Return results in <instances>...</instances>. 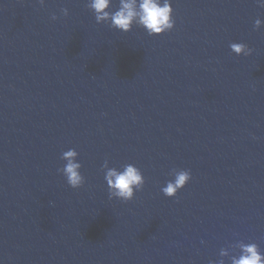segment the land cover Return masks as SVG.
Returning <instances> with one entry per match:
<instances>
[{"label":"water","instance_id":"1","mask_svg":"<svg viewBox=\"0 0 264 264\" xmlns=\"http://www.w3.org/2000/svg\"><path fill=\"white\" fill-rule=\"evenodd\" d=\"M171 3L175 27L149 35L97 23L88 0H0V264H232L241 243L264 253V7ZM70 149L78 189L59 171ZM105 160L142 171L133 200L109 198ZM174 169L192 179L168 197Z\"/></svg>","mask_w":264,"mask_h":264},{"label":"clouds","instance_id":"2","mask_svg":"<svg viewBox=\"0 0 264 264\" xmlns=\"http://www.w3.org/2000/svg\"><path fill=\"white\" fill-rule=\"evenodd\" d=\"M260 7H264V0H256ZM41 5L46 0H39ZM113 0H88L87 7L93 11L97 23H107L112 28L123 32H129L134 25H139L146 29L149 35L163 34L171 31L175 27L173 18L174 9L171 0H119V8L112 11ZM61 12L64 16L69 15V9L63 8ZM59 17L53 14L51 19L57 20ZM264 26V21L257 18L255 28L257 30ZM231 50L237 55L250 56L253 49L244 43H231ZM79 153L75 149H70L62 154V159L66 161L60 172L66 177L67 183L73 189L81 188L85 184V177L81 173L82 164L78 162ZM103 168L109 198H118L123 201H131L135 198L136 192L142 191L145 185V177L142 171L133 164L123 166V170L109 167V162L105 160ZM174 180L167 182L162 188V192L168 197H175L192 179L190 170H173L171 173ZM241 254L239 258H233L232 264H264V253L255 243H241Z\"/></svg>","mask_w":264,"mask_h":264}]
</instances>
